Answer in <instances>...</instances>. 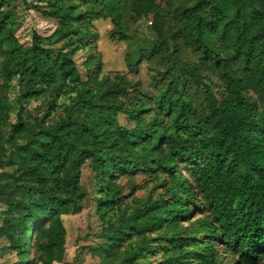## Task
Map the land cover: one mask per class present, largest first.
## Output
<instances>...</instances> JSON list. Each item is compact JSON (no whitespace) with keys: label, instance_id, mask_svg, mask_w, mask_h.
<instances>
[{"label":"trees","instance_id":"obj_1","mask_svg":"<svg viewBox=\"0 0 264 264\" xmlns=\"http://www.w3.org/2000/svg\"><path fill=\"white\" fill-rule=\"evenodd\" d=\"M12 3L52 22L51 34L20 43ZM96 21H109L114 42L149 22L148 46L125 66L136 76L158 61L152 91L100 78L90 56L93 71L78 70ZM85 166L98 189L88 251L99 264H220V250L261 264L264 0H0V236L12 264H29L31 240L30 264H75L61 218L83 208Z\"/></svg>","mask_w":264,"mask_h":264},{"label":"rangeland","instance_id":"obj_2","mask_svg":"<svg viewBox=\"0 0 264 264\" xmlns=\"http://www.w3.org/2000/svg\"><path fill=\"white\" fill-rule=\"evenodd\" d=\"M161 2L162 0H157ZM8 13L14 12L20 28L15 33L20 43H29L32 33H37L40 36H48L54 29V24L50 21L44 20L39 15L32 11L24 9L20 3H12L8 8H5ZM149 22H139L137 26L133 27L130 31V39L126 42H114L109 39L108 32L111 29L109 21H96L92 23L90 37L86 48L77 53L74 61L78 70L84 74L93 71L94 63L92 66L85 65L88 56L93 57L96 61L100 62V78L112 79L116 76H124L131 82H139L140 85L147 90L152 91L148 86L151 84L152 78H159L157 70L161 69L158 61H143L138 70V74L133 76L129 74L125 66V57L129 51H133L138 45L140 48L148 46L150 37L146 31L145 26ZM183 60L192 59L191 54L183 50L181 53ZM89 70V71H88ZM204 82L211 87L215 95L222 92V85L218 82L217 78L205 74ZM200 90H191L192 94L199 95ZM16 96L15 83L11 84L9 99L12 100ZM37 105L32 103L31 109ZM14 119L13 112L10 114V120ZM120 123H124V119H120ZM124 125V124H123ZM81 188L84 192V199L82 202L83 208L77 215L63 216L61 218L63 227L65 229V256L66 262H73L75 264H99L98 260L93 257L88 248L97 243L96 233L100 227V221L96 216L97 203L95 198L98 197V189L94 184L92 173L88 166H85L80 180ZM147 191H144V194ZM143 193V192H142ZM140 191L137 195L143 197ZM3 205L0 203V211L3 210ZM1 223V221H0ZM28 260L30 264L35 256L33 247V240L28 244ZM220 264H237L236 257L231 256L224 250H220ZM18 257L8 249V242L4 235L0 236V264H12L17 261ZM156 264V263H154ZM264 264V261L261 262Z\"/></svg>","mask_w":264,"mask_h":264}]
</instances>
